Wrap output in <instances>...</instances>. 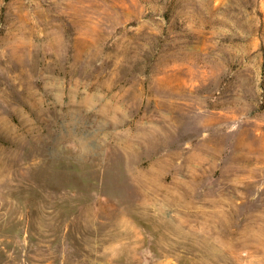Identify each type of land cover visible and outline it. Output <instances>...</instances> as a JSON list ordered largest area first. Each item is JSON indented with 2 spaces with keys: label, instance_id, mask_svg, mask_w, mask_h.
I'll return each instance as SVG.
<instances>
[{
  "label": "rangeland",
  "instance_id": "obj_1",
  "mask_svg": "<svg viewBox=\"0 0 264 264\" xmlns=\"http://www.w3.org/2000/svg\"><path fill=\"white\" fill-rule=\"evenodd\" d=\"M0 264H264V0H0Z\"/></svg>",
  "mask_w": 264,
  "mask_h": 264
}]
</instances>
